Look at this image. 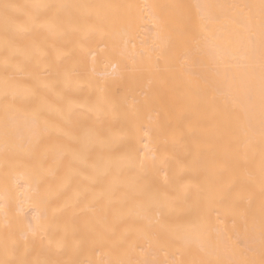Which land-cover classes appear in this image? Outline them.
I'll return each mask as SVG.
<instances>
[{"label":"bare ground","instance_id":"1","mask_svg":"<svg viewBox=\"0 0 264 264\" xmlns=\"http://www.w3.org/2000/svg\"><path fill=\"white\" fill-rule=\"evenodd\" d=\"M37 2L77 6L68 17L79 31L18 38L15 48L26 55L5 72L3 5ZM258 3L0 0V259L7 244L19 249L13 259L29 261L258 262L259 19L226 7ZM16 23L20 31L29 27L24 17ZM244 63L257 65L254 78ZM14 72L23 74L12 78ZM9 78L13 90H40L49 130L38 142L32 104L4 98ZM84 130L95 134L85 152L90 161L126 152L133 159L99 183L81 179L68 187L69 154L81 150ZM34 209L47 212L45 234L26 248L22 236L36 224Z\"/></svg>","mask_w":264,"mask_h":264},{"label":"snow or ice","instance_id":"2","mask_svg":"<svg viewBox=\"0 0 264 264\" xmlns=\"http://www.w3.org/2000/svg\"><path fill=\"white\" fill-rule=\"evenodd\" d=\"M72 7H77L74 5L60 4V3H48V2H37L26 5H18L13 3H5L3 5V30L5 35L4 42V52L5 61L4 67L5 72L14 65V62L25 57V53L20 49L15 48V44L18 38L21 37H33L41 32H46L49 35L56 34L59 32L73 33L78 32L79 29L74 26V22L68 17L69 10ZM152 7V6H145ZM198 7L204 9L209 6L198 5ZM225 7V6H220ZM226 7L230 8H240L247 9L251 13L249 19L255 21L258 17L259 19V39H260V49H259V105L261 113V141L262 146H264V0H259L258 4H243V5H228ZM23 9L24 11H21ZM24 17L26 18L29 27L23 31L19 30V26L16 21ZM158 28L161 32L164 28V21L162 19L157 20ZM210 44L215 47V41H210ZM255 49L251 48L243 56V60L247 61L249 54H254ZM239 62V61H238ZM243 67L248 71L250 78H254L257 72V65L255 63H244ZM22 72H14L13 77L22 75ZM67 77V74H66ZM9 79H6L3 84L4 98L10 103L23 102L27 100L33 106V116L31 118L32 124L35 126L34 136L39 141L42 133L49 130V125L47 121H43L42 117L44 112L42 111V104L44 103L43 97L40 94V90L32 89H17L13 90ZM47 88V85H44ZM256 100L255 89L250 88L247 96V102L249 105L254 104ZM109 110L108 106H105V111ZM71 110H68V117L70 123ZM61 136H67L68 133L65 131L60 132ZM95 134L90 130H84L80 137L77 138V143L80 145L81 150L72 152L69 154L70 165L67 186L71 187V184L75 181L83 179L85 183H99L101 180L106 179L107 176L119 168L124 161H131L133 159L130 152H126L123 156L117 159L109 160H99L90 161L85 155L88 145L92 142ZM107 143L109 144L110 150L113 149L115 141L111 136L107 138ZM153 160L155 157L153 156ZM262 166H264V160H262ZM72 169H77L72 171ZM261 195L264 196V180H262ZM79 199V196H77ZM47 203V201H45ZM264 207V206H262ZM38 214L34 217L36 224L29 222L28 232L24 233L22 236L23 243L27 248L28 245L34 244L38 239L42 240L45 234L44 221L47 219V212ZM6 215V214H5ZM167 235V233H165ZM264 235V234H262ZM179 237V233H177ZM19 251L17 247L9 248L7 244L3 247V259H0V264H77L75 261H62V260H18L12 257L16 255ZM109 264H134L131 259L128 258H118L109 261ZM140 264H160L156 260H146L140 262ZM193 264H202V262H193ZM252 264H264V249L261 251V259L256 262L252 261Z\"/></svg>","mask_w":264,"mask_h":264}]
</instances>
